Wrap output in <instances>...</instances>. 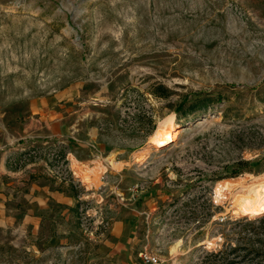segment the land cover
Segmentation results:
<instances>
[{"label":"rangeland","instance_id":"obj_1","mask_svg":"<svg viewBox=\"0 0 264 264\" xmlns=\"http://www.w3.org/2000/svg\"><path fill=\"white\" fill-rule=\"evenodd\" d=\"M57 97L98 129L93 166L72 165L71 142L23 133ZM0 147L21 181L41 174L76 201L60 237L20 228L7 205L0 264H148L144 250L211 264L264 221L240 209L264 185V0H0ZM241 251L238 264L264 262Z\"/></svg>","mask_w":264,"mask_h":264},{"label":"crops","instance_id":"obj_2","mask_svg":"<svg viewBox=\"0 0 264 264\" xmlns=\"http://www.w3.org/2000/svg\"><path fill=\"white\" fill-rule=\"evenodd\" d=\"M61 101L62 99L57 97L49 106L38 108L39 115L31 120L22 131L36 138L39 143L57 137L71 142L72 165L78 163L93 166L98 159L90 158L89 143L99 140L101 135L96 127L88 126L86 120L81 121L82 117L79 113L70 112ZM73 129L76 131L72 136ZM72 137L78 142L71 140ZM101 147L106 150L110 149L112 153H118L116 148L113 150L112 143L108 146L107 142H103ZM7 155L8 153L0 147V214L5 211L7 205L11 209L15 205V207H20V211L26 217L18 224L20 228L32 231L37 229L40 232L39 225L35 227L29 224V222L32 224L37 221L42 222L43 227L47 225L50 230H55L57 233L55 235L58 237L70 234L74 228L72 208L76 202L72 191L41 174H32L26 181H21L20 175H14V171H9ZM46 214L49 215L48 218ZM49 236L57 242L55 236Z\"/></svg>","mask_w":264,"mask_h":264},{"label":"trees","instance_id":"obj_3","mask_svg":"<svg viewBox=\"0 0 264 264\" xmlns=\"http://www.w3.org/2000/svg\"><path fill=\"white\" fill-rule=\"evenodd\" d=\"M241 228L242 230L239 235L243 244L232 245V243H228L226 249L213 251L210 259L211 264H238L239 260L235 258L240 255V250L244 252L241 259L253 255V257H261L262 261L264 258V239L263 237L261 238V235L264 234V221H252L246 223ZM232 255L235 256L232 257ZM258 264H264V262L258 261Z\"/></svg>","mask_w":264,"mask_h":264},{"label":"bare ground","instance_id":"obj_4","mask_svg":"<svg viewBox=\"0 0 264 264\" xmlns=\"http://www.w3.org/2000/svg\"><path fill=\"white\" fill-rule=\"evenodd\" d=\"M178 126L174 124L164 125L159 128L154 136H152V141L157 147H164L168 145L171 141L175 139V136L179 133ZM233 183V182H232ZM226 187L231 185L226 182ZM250 192V191H249ZM240 209L243 212L258 214L264 211V185L254 190H251V194L244 196L240 204Z\"/></svg>","mask_w":264,"mask_h":264},{"label":"built area","instance_id":"obj_5","mask_svg":"<svg viewBox=\"0 0 264 264\" xmlns=\"http://www.w3.org/2000/svg\"><path fill=\"white\" fill-rule=\"evenodd\" d=\"M31 153L29 152L25 156H27V155L30 156ZM59 157L60 156H57V158H59ZM141 257L148 264H161L160 258L156 254L148 252L147 250H144V251L141 252Z\"/></svg>","mask_w":264,"mask_h":264}]
</instances>
